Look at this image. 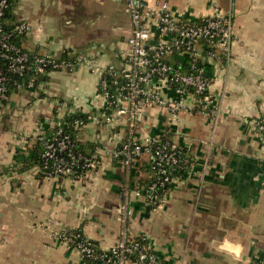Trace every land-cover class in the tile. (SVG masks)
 Instances as JSON below:
<instances>
[{
	"label": "crops",
	"instance_id": "0c3cea01",
	"mask_svg": "<svg viewBox=\"0 0 264 264\" xmlns=\"http://www.w3.org/2000/svg\"><path fill=\"white\" fill-rule=\"evenodd\" d=\"M145 1L166 2L180 18L216 7L230 24L223 57L204 61L211 107L182 110L176 120L148 107L133 128L141 142L170 134L191 165L158 205L147 197L153 173L145 154L129 169L105 157L79 179L44 176L38 165L24 170L37 136L70 112L90 113L78 134L88 150L96 141L116 146L131 132L126 118L102 120L91 68L51 72L39 89L17 90L0 106V264H79L78 251L54 235L65 226L108 249L119 239L126 197L130 236L146 235L166 264L264 259V0ZM12 12L30 26L25 48L58 57L82 51L102 65L119 63L132 27L123 0H14Z\"/></svg>",
	"mask_w": 264,
	"mask_h": 264
},
{
	"label": "built area",
	"instance_id": "2783aa9c",
	"mask_svg": "<svg viewBox=\"0 0 264 264\" xmlns=\"http://www.w3.org/2000/svg\"><path fill=\"white\" fill-rule=\"evenodd\" d=\"M11 0H0V59L9 61V69L22 75L28 69L29 54L21 45L11 42L5 26V17ZM131 20V33L127 48L120 55L118 64H97L82 51H73L68 59L50 53L36 56V71L44 72L50 66L53 71L70 70L85 65L98 76V88L104 98L102 120L106 123L129 121L131 132L120 144L107 147L96 141L91 152L76 151L74 143L63 127H59L53 139L45 133L39 135L44 145L43 165L39 174L47 177H84L105 157L120 160L128 169L136 159L145 154L155 181L147 190L152 205L163 200L159 188L177 180L171 168L181 163L179 149L174 140L150 139L145 142L133 136L135 121L145 109L159 106L170 112L172 120L182 110L204 113L212 103L211 79L205 70V59H221L230 38V24L215 7L216 12L200 18H180L168 3L148 4L145 0H123ZM13 31L26 33L30 26L23 21L11 22ZM49 73V72H48ZM8 81L0 66V105L8 98ZM20 86V85H19ZM33 87V79L28 84ZM264 133V123L258 121ZM60 125V123H59ZM76 125L84 126L81 120ZM183 164L188 160L184 159ZM131 209L127 197L120 205L119 221L122 225L119 239L108 249L95 245L80 230L62 227L54 231L56 238L71 245L80 255L79 264H127L135 254L136 263L166 264L149 243L146 235L131 237L128 227ZM261 264V261H253Z\"/></svg>",
	"mask_w": 264,
	"mask_h": 264
},
{
	"label": "trees",
	"instance_id": "16d2710c",
	"mask_svg": "<svg viewBox=\"0 0 264 264\" xmlns=\"http://www.w3.org/2000/svg\"><path fill=\"white\" fill-rule=\"evenodd\" d=\"M10 7L6 11V19L9 23L6 24L5 30L7 33H10V41L15 43L16 45H21L22 48L29 54V59H28V69L22 74H15L9 69V61L6 59H0V66L4 69V72L7 75V81H8V98L4 101L1 102L3 105L6 103L10 97V95L17 91V90H24L28 89V84L29 82L33 79V87L34 89H39L43 84L47 83L50 79V73L52 72V69L50 66H47L44 68V72H38L36 71V63H35V58L36 56H40L45 53H41L38 51L34 50H29L24 47L23 45V39L26 35V33H18L16 31H13L14 29V24L11 22L15 21L13 17V6H14V0L10 1ZM73 51L71 50H66L63 52V54L60 56L62 59H68L69 56H72ZM58 57V56H57ZM49 72V73H48ZM20 85V86H19ZM1 106V105H0ZM91 119L90 113H84L82 111H73L68 113L63 119L60 120L52 129L48 130L45 132V136L48 139H53L56 131L58 130L59 127L64 128V132L68 133L70 136V139L74 143V148L76 151L82 152L84 154H88V149L85 144H82L79 139H78V134L81 130L79 126L76 125V120H81L83 124H87ZM264 123V119L262 121ZM60 123V125H59ZM39 135L37 136V139L35 141L34 146L32 147V155L28 156L26 159H24L23 162V169H29L32 166L35 165H43V160H42V154L44 151V145L43 143L39 140ZM162 140H173L170 136V134H166L161 137ZM179 159L181 160V163H179L178 166H175L171 168L172 171V176L175 178H180L182 177L186 172L189 166L191 165L192 159L189 156L188 153H186V150L180 148L179 149ZM184 159L188 160L187 164H183L182 161ZM154 171H152L153 173ZM59 177H64V176H59ZM155 176L153 175V179L151 182L155 181ZM170 187L169 185H165L159 188V196L163 197L166 190ZM95 245H99L97 242L92 241ZM131 259L136 261L137 257L135 254L130 255ZM254 264V262L252 263ZM257 264V263H256ZM261 264H264V259L261 261Z\"/></svg>",
	"mask_w": 264,
	"mask_h": 264
},
{
	"label": "rangeland",
	"instance_id": "374dc122",
	"mask_svg": "<svg viewBox=\"0 0 264 264\" xmlns=\"http://www.w3.org/2000/svg\"><path fill=\"white\" fill-rule=\"evenodd\" d=\"M75 1H77V0H75ZM95 3H96L97 6H99L98 2H95Z\"/></svg>",
	"mask_w": 264,
	"mask_h": 264
},
{
	"label": "water",
	"instance_id": "95a60500",
	"mask_svg": "<svg viewBox=\"0 0 264 264\" xmlns=\"http://www.w3.org/2000/svg\"><path fill=\"white\" fill-rule=\"evenodd\" d=\"M90 148H91V145H90ZM88 152L90 153V152H91V150L89 149V150H88Z\"/></svg>",
	"mask_w": 264,
	"mask_h": 264
}]
</instances>
